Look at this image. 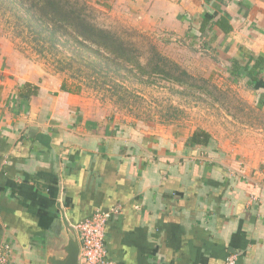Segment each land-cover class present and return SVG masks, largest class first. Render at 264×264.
<instances>
[{
	"label": "crops",
	"instance_id": "1",
	"mask_svg": "<svg viewBox=\"0 0 264 264\" xmlns=\"http://www.w3.org/2000/svg\"><path fill=\"white\" fill-rule=\"evenodd\" d=\"M141 24L188 37L222 60H257L248 88L264 110V0H131ZM227 21L225 31L217 21ZM202 30V31H201ZM0 54V245L15 264H46L59 230L58 197L77 225L119 212L106 227L110 264H264V163L237 150L190 146L86 113L60 79L15 77ZM81 264H89L81 260Z\"/></svg>",
	"mask_w": 264,
	"mask_h": 264
},
{
	"label": "rangeland",
	"instance_id": "2",
	"mask_svg": "<svg viewBox=\"0 0 264 264\" xmlns=\"http://www.w3.org/2000/svg\"><path fill=\"white\" fill-rule=\"evenodd\" d=\"M86 1L93 22L143 52L151 44L156 46L201 80L198 89L135 75L129 67L105 60L93 50L75 49L71 38L62 37L42 51L33 34L14 29L16 19L0 12V54L10 55L4 64L13 69L15 77L31 79L40 74L41 81L55 78L77 84L74 78L79 81V76H90L83 78L86 82L79 81L83 84L79 95L89 116L143 134L176 139L203 130L210 134V142L216 140L218 146L237 150V162L262 166L264 110L258 95L248 88L247 77L231 75V60L220 59L219 54L188 37L174 38L161 27L141 24L131 0Z\"/></svg>",
	"mask_w": 264,
	"mask_h": 264
},
{
	"label": "trees",
	"instance_id": "3",
	"mask_svg": "<svg viewBox=\"0 0 264 264\" xmlns=\"http://www.w3.org/2000/svg\"><path fill=\"white\" fill-rule=\"evenodd\" d=\"M0 12L3 17L12 16L16 19L17 24L14 29L21 33L28 30L33 34L35 41L40 43L41 49L47 46L52 47L62 37L71 38L75 43V49L78 50L77 46H80L84 51L93 50L105 60H112L117 65L129 67L136 73L135 75L140 77L161 78L195 90L201 82L182 65L162 54L156 46L151 44L143 52L114 31L93 22L90 19L91 11L86 0H0ZM217 24L225 33L231 31L227 21L219 20ZM102 52L108 53L110 57H105ZM251 61L252 58L246 66H241L238 60H232L231 75L244 77L245 73L242 71L247 73L246 69ZM262 63L259 59L253 64L250 70L249 86H254L259 81L257 69ZM84 77L90 79V76H79V81L86 82ZM74 79L77 84H69L68 80L63 81L64 92L81 93L80 86L83 84ZM210 139L209 133L200 130L192 134L189 144L190 146H207Z\"/></svg>",
	"mask_w": 264,
	"mask_h": 264
},
{
	"label": "built area",
	"instance_id": "4",
	"mask_svg": "<svg viewBox=\"0 0 264 264\" xmlns=\"http://www.w3.org/2000/svg\"><path fill=\"white\" fill-rule=\"evenodd\" d=\"M117 209L97 211L92 217L75 225L81 244V260L89 264H110L107 261L106 227ZM0 264H15L8 244L0 245ZM224 264H240L236 255H230Z\"/></svg>",
	"mask_w": 264,
	"mask_h": 264
},
{
	"label": "water",
	"instance_id": "5",
	"mask_svg": "<svg viewBox=\"0 0 264 264\" xmlns=\"http://www.w3.org/2000/svg\"><path fill=\"white\" fill-rule=\"evenodd\" d=\"M58 197L56 208L59 213V230L49 235L46 241V264H81V244L75 225L67 218Z\"/></svg>",
	"mask_w": 264,
	"mask_h": 264
}]
</instances>
